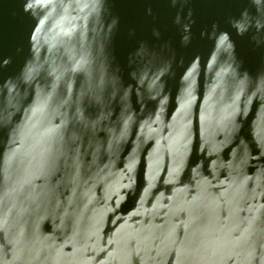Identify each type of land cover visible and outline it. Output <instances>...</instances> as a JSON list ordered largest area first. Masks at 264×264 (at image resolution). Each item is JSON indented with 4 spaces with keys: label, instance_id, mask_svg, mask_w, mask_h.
<instances>
[{
    "label": "water",
    "instance_id": "1",
    "mask_svg": "<svg viewBox=\"0 0 264 264\" xmlns=\"http://www.w3.org/2000/svg\"><path fill=\"white\" fill-rule=\"evenodd\" d=\"M0 264H264V0H0Z\"/></svg>",
    "mask_w": 264,
    "mask_h": 264
}]
</instances>
